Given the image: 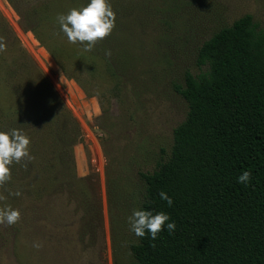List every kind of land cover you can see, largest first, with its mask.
I'll list each match as a JSON object with an SVG mask.
<instances>
[{
  "label": "rangeland",
  "instance_id": "374dc122",
  "mask_svg": "<svg viewBox=\"0 0 264 264\" xmlns=\"http://www.w3.org/2000/svg\"><path fill=\"white\" fill-rule=\"evenodd\" d=\"M108 2L148 40L138 69H148V93L132 86L118 95L105 57L60 31L57 15L86 0H0V130L21 129L32 157L13 162L0 186V209L20 213L0 224V264H130L137 238L127 218L143 200L140 173L170 155L188 111L176 86L200 73L198 51L220 29L251 15L264 30V0ZM69 114L82 134L74 173L57 155Z\"/></svg>",
  "mask_w": 264,
  "mask_h": 264
},
{
  "label": "trees",
  "instance_id": "16d2710c",
  "mask_svg": "<svg viewBox=\"0 0 264 264\" xmlns=\"http://www.w3.org/2000/svg\"><path fill=\"white\" fill-rule=\"evenodd\" d=\"M112 11L115 27L91 52L114 67L118 95L132 86L148 93V69L138 74L148 40ZM196 63L200 73L187 72L176 86L188 111L170 155L140 173L139 208L166 212L175 230L162 229L154 240L136 236L130 264H264V30L246 15L205 41ZM68 124L57 132V155L74 173L72 147L82 134L71 114ZM243 171L247 185L237 183ZM160 191L172 198L170 207Z\"/></svg>",
  "mask_w": 264,
  "mask_h": 264
},
{
  "label": "clouds",
  "instance_id": "9594fccd",
  "mask_svg": "<svg viewBox=\"0 0 264 264\" xmlns=\"http://www.w3.org/2000/svg\"><path fill=\"white\" fill-rule=\"evenodd\" d=\"M56 22L69 43H79L82 46V51L89 52L97 41L102 40L112 32L115 27V13L112 11L108 0H86L83 6L71 8L64 14H58ZM2 48L3 45L0 44V49ZM105 54L110 55V52L106 50ZM95 114H100L98 107ZM29 144V137L21 129L0 130V186H3L10 179L9 166L13 162L20 163L23 158H27L29 161L32 159L29 154ZM249 179L250 173L243 171L237 177V183L247 185ZM9 194L13 195V193ZM19 194L17 192L14 195ZM159 197L169 207L172 205V198L164 191L159 192ZM19 218L18 209H13L7 205L0 209V224L11 226ZM127 222L129 230L141 238L147 232L148 236L154 240L162 229L170 233L175 230V223L170 221L169 215L163 211L153 213L144 208L133 209L127 218ZM32 247L38 249L41 244L33 242Z\"/></svg>",
  "mask_w": 264,
  "mask_h": 264
}]
</instances>
